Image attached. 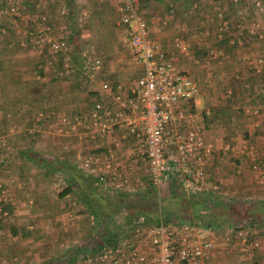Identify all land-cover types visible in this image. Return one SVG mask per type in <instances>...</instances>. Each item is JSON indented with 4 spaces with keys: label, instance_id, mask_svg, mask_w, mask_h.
Here are the masks:
<instances>
[{
    "label": "crops",
    "instance_id": "crops-1",
    "mask_svg": "<svg viewBox=\"0 0 264 264\" xmlns=\"http://www.w3.org/2000/svg\"><path fill=\"white\" fill-rule=\"evenodd\" d=\"M195 1L196 5H193L194 0H140L141 9L149 19L152 37L170 50L172 38L179 36L178 30L185 21L181 18L185 17L190 19V23L185 21L187 24L213 29L214 15H209L213 12L211 1ZM61 2L62 0H56V4ZM64 5L68 7L65 15H60L54 8H47V13L55 30L66 25L63 28L68 35L71 30L75 33L74 39L70 41L73 49L70 55L72 67L66 73L58 74L60 66L56 63L58 67L53 65V69L47 68L33 48L28 45L20 46L17 40L21 35L13 28H10L9 33L0 35V134L9 143L8 154L4 155L5 162L0 164L2 180L6 181L2 183L7 184L9 193L6 200L8 212L0 219V264H44L51 259H54L55 264L59 258L64 264H68L70 261L80 260L87 251L83 248L80 253L75 254L76 248L85 246L86 243H77L85 235H79L77 241L76 238L72 239L75 243L67 242L71 234L66 226L70 221L76 222L77 203L82 204L81 200L84 199L78 197L74 190L82 186V180L84 186L88 185L83 179L84 170L80 169L76 159L78 142L69 127L74 122V115L83 113L92 102L91 96L82 101V93L100 92V82L104 80L127 83L142 71L141 64L131 59L123 42L126 30L116 22L113 0H69V4L64 2ZM78 10L86 11L82 21H77L74 17V12ZM232 12L230 23L238 20L239 24L235 25L232 32L235 37L242 38L241 44L233 48L225 43L227 37L217 38L212 30L206 38L191 42L193 45L196 43L195 47L201 48L199 50L204 53L203 63L196 64L195 67L188 66V73L193 77L200 75L197 79L202 82L201 85L198 84L195 109L201 112L208 110L203 115V121L206 138L213 143V152L207 171L215 187L208 188L202 195L186 191L176 202L184 218L173 216L171 219L198 226H215L240 218L245 220L247 217L243 216L245 209L241 204L246 202H251L247 205H250L249 209L251 205L253 208L249 212L258 218L256 204L264 203V163L261 171H258L252 169L251 158L245 149L229 148L223 151L226 143H253L264 161V109L251 116L246 111V106H241L242 101L247 99L249 101L246 104L250 102L256 105L258 96L254 93L250 97L237 95L231 104L232 112H239L237 118L231 117L236 123L228 118L210 117L212 109L226 103V98L231 94L228 97L223 94L225 86L226 89L231 86H227L226 81L220 83L216 77L228 74L229 79L232 76L239 79L241 84L247 81L254 88L264 82V74L257 75L249 67L254 53L264 54V38L258 41L245 38V35L248 36V26L264 32V22H242V16L238 17L235 10ZM203 15L205 16L202 18ZM96 29L103 31L95 32ZM234 33L229 35L234 36ZM223 43L230 49L229 53L221 47ZM76 44L81 49L80 53L75 51ZM209 45L218 49V55L220 52L221 54L215 58L208 57L206 46ZM88 52L99 57L100 66L95 80L85 81L84 85L79 84L77 77L83 72L82 58ZM177 55L181 54L176 53L175 60ZM38 111H42L43 115L36 118ZM82 121L85 122V119ZM81 124L82 122L77 124L78 131L82 130ZM235 124L240 126L235 127ZM122 133L123 129L120 128H115L110 133H95L87 147L79 150L82 153L91 151L102 154L110 147L122 158L136 156L134 154L137 151L130 147L129 138L123 137ZM67 186L71 190L62 193ZM223 192H234L235 196L231 202L226 203L224 200V204L219 206ZM241 195L247 197L240 201ZM73 199L75 205L72 203ZM140 210V214L132 218L145 219L143 222L151 223L150 218L143 216L142 209ZM219 264L262 263L259 258L230 252L221 258Z\"/></svg>",
    "mask_w": 264,
    "mask_h": 264
},
{
    "label": "built area",
    "instance_id": "built-area-1",
    "mask_svg": "<svg viewBox=\"0 0 264 264\" xmlns=\"http://www.w3.org/2000/svg\"><path fill=\"white\" fill-rule=\"evenodd\" d=\"M240 1L231 0L233 5ZM29 2L31 7L27 4ZM62 2L0 0V35L7 34L8 29L13 28L21 35L17 43L33 48L47 68L53 69V65L58 64L60 69L56 67L60 75L71 69L70 55L73 49L68 33L63 28L66 25L55 30L47 8H54L60 15H65L68 7L64 5V0ZM252 2L260 6V0ZM211 3L216 19L213 31L220 38L228 30V23L222 18L224 7L219 0H212ZM193 5H196L195 0ZM113 7L117 24L123 25L126 30L123 42L127 51L134 62L141 64L142 71L127 83L100 82L98 97L92 99L83 113L74 115V122L69 129L75 133L79 149L86 148L95 133L123 129V137L129 138L130 147L137 153L134 154L136 156L122 158L110 147L102 154L91 151L82 153L78 149V166L93 176L95 185L113 190L124 189L127 195L133 192L136 184L142 185V181L133 177L135 171L147 175L149 183L157 190L170 184L197 193L213 189L215 185L210 181L207 171L213 143L206 138L203 121V115L208 110L201 112L195 109L199 85L174 60L176 53H189L191 43L177 35L171 40L170 50L163 47L150 34L149 19L141 9L140 0H113ZM234 10L238 14L242 11L235 6ZM85 15V10L74 12L77 21H82ZM235 22L239 26L238 20ZM247 29L257 34V37L264 35V32L256 31L254 26H248ZM179 31L189 33L196 40H202L209 34L207 29L185 21L181 23ZM230 42L239 45L242 38L236 36ZM218 53L217 48L206 46L208 57L215 58ZM253 58L249 63L250 70L263 75L264 54L256 52ZM99 66V57L91 52L84 54L82 73L86 82L95 80ZM249 84L247 81L243 83L245 87H250L251 94L258 96L257 103L246 104L249 100H243L241 106L245 105L246 111L254 116L264 109V82L257 88ZM230 93L231 88H227L225 95ZM41 115L43 112L38 111L36 118ZM81 122L82 130L78 131L76 127ZM5 148L6 139L0 135L1 163L5 162ZM229 148L245 149L251 158L252 169L261 171L264 161L253 143H226L223 151ZM6 195V188L0 181L2 215L7 214L4 207ZM72 203L75 205L74 199ZM89 219L92 222L91 214ZM230 252L259 258L264 264V235L244 222L198 226L161 217L151 223H143L140 218H136L112 244L87 251L80 260L82 264H219L221 258Z\"/></svg>",
    "mask_w": 264,
    "mask_h": 264
},
{
    "label": "rangeland",
    "instance_id": "rangeland-1",
    "mask_svg": "<svg viewBox=\"0 0 264 264\" xmlns=\"http://www.w3.org/2000/svg\"><path fill=\"white\" fill-rule=\"evenodd\" d=\"M210 1H212V0H210ZM219 1L221 3L222 2L224 3V4L222 3L223 7H224V10H223V13H222V15H223L222 18L224 20H226L227 23H228L227 32L226 33H222L220 38L221 39H224V38L226 39V37H227L226 42L225 41L224 42L228 43V45L232 46L233 48L235 47V45L230 42V39L231 38H235V33L232 32V30H234L236 22L234 21L233 23H230V22H232V20L229 17L230 16L232 17V14H233L232 10H234V6H235V8L238 7V8H240V10L243 11V12L241 11V13L238 14L239 15L238 17L242 16L240 18L242 20V22H245V21L246 22L247 21L254 22L255 21V23H256V22H259L260 20H261V22H264V21H262V20H264V0H260V6L259 5H254L252 0H241L240 3L236 4L237 6L233 5L231 0H219ZM140 4H141V2H140ZM146 13H147V11H146ZM202 14H205V13L203 12ZM212 14H213V12L211 14H209V15L212 16ZM234 14H235V12H234ZM204 16L205 15H203L202 18ZM181 19H183V20L187 21L188 23H190V19L188 17L181 18ZM256 19H258V20L256 21ZM213 20H216V19L213 18ZM108 28H109V26H107V29ZM206 29L210 33L211 30H212L211 32H213L214 27L212 29V27L207 26ZM101 31H103V29H100V30L96 29L95 32H99L100 33ZM246 32L248 33V36L245 35V38L246 37H248V38L250 37V38H253V40H255V41H258L259 39H263L264 38V35L262 37H257V34H255V33L248 32V30ZM260 32H262V31H260ZM82 33H83V31H82ZM231 33H234V36H230L229 34H231ZM76 34H78V31L76 32ZM178 34H179V36H182L185 39L189 40L190 43L191 42H196L195 41L196 38H194L189 33H185V32L179 31ZM151 36H153V35H151ZM122 39H123V37H122ZM191 45H193V44H191ZM195 45H197V44L195 43L193 45V47H190L191 48V53L189 52L187 54L177 55V60L174 59L175 62L177 61L176 63L180 67L185 69L187 72H188V66L189 67L190 66L191 67L192 66L195 67L196 64L199 65L200 63H203L202 62L203 61V57L199 58L195 54V49L197 48V47H195ZM224 45L225 44L223 43L221 47H223L224 50L227 51V53H229L230 49H228L227 46H224ZM102 48H104V47H102ZM197 49H201V48H197ZM224 50H222V53L225 54V52H223ZM220 54H221V52H220ZM194 58H195V60H194ZM215 61H219V59H216ZM221 61L222 60L220 59V62ZM135 77H133V79ZM195 78H200V75H198ZM210 79L212 81L214 80L213 77H210ZM216 79H217V81H220V83H223V82L226 81V84L230 80L228 74H223V75H221L219 77H216ZM227 86H228V84H227ZM223 90H224L223 94H225L226 86H225V89H223ZM84 93H82V95L80 97V99L82 101H86L85 99H88L87 98L88 94L84 95ZM0 135H3V134H0ZM6 144H7V141H6ZM7 145H9V143ZM3 153H4V155H7L8 154V149L5 148ZM0 176H1L0 177L1 183L2 182L3 183L6 182V181L2 180L3 175L0 174ZM145 176H146L145 178L143 176H141L140 171L133 172V177L134 178H138V181L139 180L142 181V185L136 184V187L134 188L133 192H131L130 195H127L124 189H117V190L114 189L113 190V189H110V188H106L105 190L103 189L104 191L103 190H99L93 185L92 178H90L88 176L83 178V179H85V181H86V183L88 185H86V186L83 185L81 187L82 188L84 187L85 194H87L88 196L92 197V199H96L98 201L101 200V201H108L109 202V207L112 210H114V213H113L114 225L118 228L117 230L119 231L120 234L122 233V231H124L126 229L127 225L133 220L132 217L133 216L136 217V216H138L140 214L139 213V211H141L140 209H142V215L145 216L147 219L150 218L151 222H153L155 219H158L159 217H161L162 219H165V220L166 219H171L173 216L174 217L181 216V218H184L183 214L178 209L176 202H177L179 197H183V195L186 193V191L183 190L182 188L178 187V186H175V185H173V186L172 185H166V186H161L158 190L155 189V187H153V189L151 187V189H150L151 190V194L149 193V196H148V193L146 192V189H148V188H146V184H145L146 183L145 180H146V178L148 180V177H147V175H145ZM131 177H132V175H131ZM3 186L6 188V191H7L6 197L8 199L9 193H8L7 184H3ZM81 187H79L77 189L73 188V190L75 189L74 191H75V193L77 195H79V193L81 191V189H80ZM121 191H123L125 194H124V197H120L121 199L118 200L119 195H121ZM200 195H202V193ZM233 196H235L234 192H227V193L223 192V195L221 197V201L225 200L224 202H226V203L231 202L232 199H233ZM241 196L242 197L239 199L240 201H242L244 198L247 197V196H244V195H241ZM132 201H135V202L131 203ZM6 203H7V201H5V205H4L5 209H7L6 205L8 204V203L7 204ZM243 205L244 206H242V207L245 209L244 213L248 212L249 211V206H247V203H244ZM81 206H82V204L81 205L78 204L77 205L78 209ZM7 212H8V209H7ZM76 215L78 216V217L76 216V218H77L76 222L75 221H72V222L70 221V223L66 226V227H68L67 231L69 230V234H71V237L69 238V240L67 242L75 243V242L72 241V239L76 238V241H77V237H79V235H85V237H82L81 240H79L77 243H80V242L88 243L89 241L92 240L93 237L89 238V236L87 234L88 230L91 229V227L89 226L87 214H84L83 212H79V210H78V212L76 211ZM4 216L5 215L0 214V219H2ZM243 216H245V215L243 214ZM256 216L259 219L255 218V220L260 225L255 226V229L259 230V229H262L264 227L258 221V220H261L260 218L264 217V203H261V204L258 205L257 211H256ZM241 220H243V218L237 219L236 221L237 222H241ZM143 221H146V220L143 219L142 222ZM230 222H232V221H230ZM249 222L251 223V221H249ZM143 223H145V222H143ZM51 225H52V223H51ZM70 230L72 232H70ZM68 264H82V260H78V261H74L73 260V261H70Z\"/></svg>",
    "mask_w": 264,
    "mask_h": 264
},
{
    "label": "trees",
    "instance_id": "trees-1",
    "mask_svg": "<svg viewBox=\"0 0 264 264\" xmlns=\"http://www.w3.org/2000/svg\"><path fill=\"white\" fill-rule=\"evenodd\" d=\"M64 2L66 4H69V0H64ZM30 3H27V4H30ZM10 31H11V29L9 28L8 29V33ZM68 36H69V41H71L72 38L74 39V37H75L74 30L69 31V35ZM75 51H77L79 53L81 51V49L78 47V44H76V50ZM195 54H196L197 57L202 58V55L204 53H202L199 49H196L195 50ZM41 58L42 57H40V60H41ZM73 59H74V56H73ZM78 64H80V63L78 62ZM80 66H81V64H80ZM195 79H196V81H197V83L199 85L202 84V82L199 81V79H197V78H195ZM77 81L79 82V84H84L85 85V76H84L83 73L81 75H79V77H77ZM227 84L229 86H231V94H230V96L228 95L229 97L227 96L228 98H226V100H225L226 103H224L220 107H216L215 106L212 109V111L210 113V117L211 118H215V117L219 116L221 118H228L229 120L233 121L232 119L233 118H237V116L239 114V112H237V111H235V112L233 111L232 112V108H231V104L235 101L237 95H239V94L240 95H244V96L251 95L250 87L249 88L245 87L243 84H241L239 79L231 77V79L229 80V82ZM86 94H88V97L91 96L92 99L98 97V94L95 93L94 91H88V92H86ZM90 103H92V102H90ZM231 117H233V118H231ZM233 123H236V122L233 121ZM238 126H240V125H238V124L236 125L235 124V127H238ZM86 176H88V177L91 176V178L93 180V176L91 174H87L86 172H84V177H86ZM141 176H143L144 178L146 177L145 174H143V173H141ZM81 178H83V177H81ZM145 181H146V183H145L146 184V188H148V189H146V192L148 193V196H149V193L151 194V190L150 189H151V187L153 189V186L149 183L147 178H146ZM81 183H82V186H83V182L82 181H81ZM93 185L97 189L103 190L102 187H99V186L95 185L94 182H93ZM170 185L173 186V184H170ZM80 189H81V191H80L78 197H80V198L82 197L84 199L81 200L82 201V206L79 209L77 208L76 211L79 210V212H83L84 214H87V217L90 214L92 215V222H90V219H88L89 226L91 227V229L88 230L87 234L90 237H93V238H92L91 241L86 243L85 246H83L82 248H76L75 254L80 253L83 248H84V250L91 251V250L100 249L104 245H110L120 235L119 231L117 230L118 228L114 225V220H113L114 210H112L109 207V202L108 201H101V200L98 201L96 199H92V197H90L87 194H85L84 187L83 188L81 187ZM69 190H71V188L69 186H67V187H65V189H63L62 193H65V192H67ZM124 194L125 193L123 191H121V195H119L118 200L121 199L120 197H124ZM134 202L135 201H132L131 203H134ZM246 203L248 205V202H246ZM249 203H251V202H249ZM77 204L81 205V203H77ZM223 204L224 203H222V201H221L218 205L220 206V205H223ZM243 204L244 203H242L241 206H243ZM258 205L259 204L257 203L256 207H258ZM251 207H252V205H251ZM251 207H250L249 211L251 209H253ZM249 211L246 212V213H243L247 218H245L244 221L241 220V222L247 223L251 227L255 228V226H258L260 224H258V222L255 220V218H256L255 215L253 213L249 212ZM260 219L261 220H258L259 223L264 225V220H262V218H260ZM249 221H251V223ZM234 222H237V221H234ZM256 231H257V233H259L261 235H264V230L261 231V229H259V230H256ZM69 254H71V252H69ZM44 264H54V259L48 260V263H44ZM55 264H64V262H62L60 260V258H59V259H57Z\"/></svg>",
    "mask_w": 264,
    "mask_h": 264
}]
</instances>
